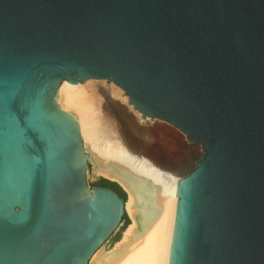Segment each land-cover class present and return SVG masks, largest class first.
Instances as JSON below:
<instances>
[{
  "label": "water",
  "instance_id": "95a60500",
  "mask_svg": "<svg viewBox=\"0 0 264 264\" xmlns=\"http://www.w3.org/2000/svg\"><path fill=\"white\" fill-rule=\"evenodd\" d=\"M62 80L202 147L167 264H264V0H0V264H88L125 216L87 183Z\"/></svg>",
  "mask_w": 264,
  "mask_h": 264
},
{
  "label": "bare ground",
  "instance_id": "6f19581e",
  "mask_svg": "<svg viewBox=\"0 0 264 264\" xmlns=\"http://www.w3.org/2000/svg\"><path fill=\"white\" fill-rule=\"evenodd\" d=\"M105 82L69 84L62 80L57 88L63 114L77 120L92 174L116 182L126 194L124 210L129 223L111 248L102 244L88 263L167 264L178 181L194 164L186 168L182 161L150 153L154 146L148 131L155 123H163L185 138L190 154L200 157L202 147L164 121L140 118L141 113L127 103L124 90ZM191 145L198 146L197 153L189 150Z\"/></svg>",
  "mask_w": 264,
  "mask_h": 264
},
{
  "label": "rangeland",
  "instance_id": "374dc122",
  "mask_svg": "<svg viewBox=\"0 0 264 264\" xmlns=\"http://www.w3.org/2000/svg\"><path fill=\"white\" fill-rule=\"evenodd\" d=\"M153 128V129H152ZM150 134H152V145L154 146L150 150H153V155H159L162 154L163 156H167L170 159H175L178 161H182L186 168L192 166L197 158H199V155L197 153L198 146L197 145H191L189 150H194L197 154H190L187 150V144L185 143V138L177 131L171 129L167 125H164L163 123H155L152 125V127L148 131ZM154 132V133H153ZM158 132V133H157ZM197 146V147H196ZM201 153L202 150L200 149ZM88 170H87V183L89 186L96 185L100 179H105L107 181H110L109 179L102 177V176H94L92 174V165L88 161ZM121 189V188H120ZM126 198V194H125ZM127 223H129V219L127 218V215H125L120 222L118 228L112 233V235L107 239V241L104 243L106 249L108 250L111 246L121 237L122 231L127 226ZM110 244V246H108ZM89 264V263H88Z\"/></svg>",
  "mask_w": 264,
  "mask_h": 264
},
{
  "label": "trees",
  "instance_id": "16d2710c",
  "mask_svg": "<svg viewBox=\"0 0 264 264\" xmlns=\"http://www.w3.org/2000/svg\"><path fill=\"white\" fill-rule=\"evenodd\" d=\"M96 185H98V186H104V187H109V188L113 189L114 191H116L118 193V195H120L122 198L126 199L125 198V194L123 193V191L114 182H110V181H107L105 179H100L99 182Z\"/></svg>",
  "mask_w": 264,
  "mask_h": 264
}]
</instances>
